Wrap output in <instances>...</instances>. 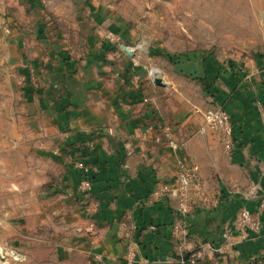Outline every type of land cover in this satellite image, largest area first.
<instances>
[{
	"label": "crops",
	"instance_id": "crops-1",
	"mask_svg": "<svg viewBox=\"0 0 264 264\" xmlns=\"http://www.w3.org/2000/svg\"><path fill=\"white\" fill-rule=\"evenodd\" d=\"M26 1L34 10L47 6ZM92 17V27L99 25L98 8ZM45 22H36V39L45 38ZM111 29L124 39L118 27ZM84 39L76 59L60 42L39 54L47 56L45 64L33 59L23 68L32 97L25 107L31 134L23 136L33 147L21 154L47 161L52 174L46 176L56 180L49 189L65 191L54 201V214L68 223L70 237L59 248L65 264H181L183 257L195 264H264V211L259 232L237 229L240 210L257 211L264 195L262 71L180 55L155 74L122 55L112 39L99 38V30ZM156 76L168 85H157ZM215 105L233 123L231 153L216 134L200 132L204 111ZM182 157L199 165L205 196L187 215L185 232L175 233L176 200L159 198L155 190L177 185ZM77 161L91 172L77 169ZM86 177L91 190L80 193ZM130 250L137 252L133 263L127 261Z\"/></svg>",
	"mask_w": 264,
	"mask_h": 264
},
{
	"label": "rangeland",
	"instance_id": "rangeland-1",
	"mask_svg": "<svg viewBox=\"0 0 264 264\" xmlns=\"http://www.w3.org/2000/svg\"><path fill=\"white\" fill-rule=\"evenodd\" d=\"M43 2L47 6L34 10L26 0H0V264H65L59 248L70 237L68 223L54 214V201L65 191L59 185L49 189L56 180L46 176L52 174L47 161L21 154L33 147L23 136L31 134L25 107L32 100L23 68L33 59L45 64L42 51L61 42L76 59L84 37L99 30V38L115 41L122 55V44L135 49L131 56L147 71L171 68L180 55H197L252 65L264 75V0ZM89 6L99 9L96 27ZM38 20L48 27L42 40L34 35Z\"/></svg>",
	"mask_w": 264,
	"mask_h": 264
},
{
	"label": "built area",
	"instance_id": "built-area-1",
	"mask_svg": "<svg viewBox=\"0 0 264 264\" xmlns=\"http://www.w3.org/2000/svg\"><path fill=\"white\" fill-rule=\"evenodd\" d=\"M201 133L211 132L219 137L221 145L231 153L235 148L234 126L228 112L221 106H211L203 113V124L200 128ZM157 140H160L157 137ZM169 145L174 151H179L181 145L169 140ZM75 167L88 175L91 170L83 161H77ZM91 190V181L86 177L78 185L80 193H87ZM256 189L252 188V194ZM155 195L159 198H173L176 200V211L179 219L173 225L175 233L185 232V219L191 212L197 200H202L205 196V186L199 175V165L191 161L188 157H182L178 164V182L175 187L161 185L155 190ZM218 199L214 200V204ZM264 211V195L259 203L258 210L252 211L247 207L240 210L237 229L249 232H259L260 214ZM137 257V252L130 250L127 253V261L133 263ZM181 264H195L193 258H181Z\"/></svg>",
	"mask_w": 264,
	"mask_h": 264
},
{
	"label": "water",
	"instance_id": "water-1",
	"mask_svg": "<svg viewBox=\"0 0 264 264\" xmlns=\"http://www.w3.org/2000/svg\"><path fill=\"white\" fill-rule=\"evenodd\" d=\"M122 48L125 50V52L129 55H133V52L131 49H129V47L122 45ZM155 83L159 86H167L168 85V80L165 77H161V76H156L154 79ZM91 232V231H89Z\"/></svg>",
	"mask_w": 264,
	"mask_h": 264
},
{
	"label": "bare ground",
	"instance_id": "bare-ground-1",
	"mask_svg": "<svg viewBox=\"0 0 264 264\" xmlns=\"http://www.w3.org/2000/svg\"><path fill=\"white\" fill-rule=\"evenodd\" d=\"M155 72H159L157 69H156V71Z\"/></svg>",
	"mask_w": 264,
	"mask_h": 264
}]
</instances>
